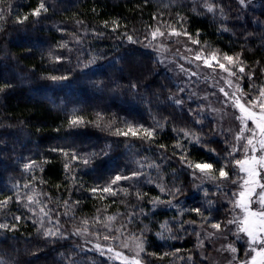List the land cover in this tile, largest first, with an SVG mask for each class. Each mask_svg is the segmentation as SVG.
Masks as SVG:
<instances>
[{
  "label": "trees",
  "instance_id": "16d2710c",
  "mask_svg": "<svg viewBox=\"0 0 264 264\" xmlns=\"http://www.w3.org/2000/svg\"><path fill=\"white\" fill-rule=\"evenodd\" d=\"M157 29L238 58L264 89V0H0L2 264H117L73 229L140 240L145 264H208L199 228L231 209L194 165L235 179V158L146 46Z\"/></svg>",
  "mask_w": 264,
  "mask_h": 264
},
{
  "label": "rangeland",
  "instance_id": "374dc122",
  "mask_svg": "<svg viewBox=\"0 0 264 264\" xmlns=\"http://www.w3.org/2000/svg\"><path fill=\"white\" fill-rule=\"evenodd\" d=\"M236 1L241 9L247 12L249 5H253L255 0H245L243 5L240 0ZM159 33L160 31L156 32L155 38L152 34L149 38L150 43H146V46L150 44V50L154 51L165 71L169 72L181 87L182 96L196 104L201 109V115L214 122L216 137L230 148L235 158L237 173L235 179L229 175L227 178H221L219 174H213L212 169L206 172L198 170L196 176V184L199 188L208 186L216 189L217 198L228 203L231 209L225 228H199L203 251H208V264H244L245 261L252 264L253 257H255V264H264V255H257L261 245H250L251 237L240 230L247 226L256 232L258 239H264V231H258V218L249 216L243 207L237 206L238 203L248 204V196L251 195V210L256 211L260 208V205L256 203L257 195L253 193L258 194L262 191L259 185L264 184V167L252 158L264 156L260 145V141L264 140V134L260 133L253 120L262 122L264 108L261 105H264V95H262L264 89L253 84L250 73L238 58L231 56L233 60L229 62L224 58L227 55L219 50L211 49L199 42L194 43L197 40L182 33L170 35V33L162 32L163 36ZM197 55L201 59H196ZM205 59L210 61L211 66L205 64ZM220 64L224 67L221 68ZM241 67L244 69L243 72L239 71ZM240 104L244 105V111L240 110ZM250 113L253 114L252 118H249ZM249 139L252 140L255 151L248 145ZM236 160H248V163L243 165L246 170H241ZM25 169L28 172L31 171L28 166H25ZM251 171L259 172V175H250ZM245 181L248 183L246 184ZM242 191L246 193L243 200L239 195ZM36 196L37 193H30L28 196L30 197L28 202L33 207L35 205L32 198ZM246 217L248 225L242 224ZM229 221L234 222L229 223ZM65 234L66 238L69 237L84 250L94 251L114 263L132 264L133 260H139L140 264H145L142 259L143 250H141L143 245L140 240L110 235L109 237L116 238L106 240L104 234L100 237L92 231L77 229L69 230ZM250 247H255L256 251L249 254ZM109 248L112 251H108ZM102 251L103 254H101ZM117 253L122 255L118 256ZM0 264H2L1 261Z\"/></svg>",
  "mask_w": 264,
  "mask_h": 264
},
{
  "label": "snow or ice",
  "instance_id": "6c2138e0",
  "mask_svg": "<svg viewBox=\"0 0 264 264\" xmlns=\"http://www.w3.org/2000/svg\"><path fill=\"white\" fill-rule=\"evenodd\" d=\"M240 3L243 5L245 3V0H240ZM43 8H44V4L41 3L39 8L36 9L32 14L38 16L40 14V9H43ZM208 10L212 11L213 9L211 7H209ZM25 19H26V17H25ZM156 32H159V29H157ZM156 32L153 33V38H155ZM159 34L161 36L164 35V33H162V32H160ZM183 34L187 35V33H183ZM170 35H181V33L173 31L172 33H170ZM129 39L131 40L130 37H129ZM194 43H198V41H194ZM224 58L226 60H228L229 62H231L233 60V58L231 56H225ZM196 59H201V57L199 55H197ZM204 62L208 66H211L210 61L208 59H205ZM219 66L221 68L224 67L223 64H220ZM239 71L243 72L244 71L243 67H241L239 69ZM51 79L53 81H56V80L67 79V77H56V76H53V77H51ZM221 91H223V89H221ZM225 95H227V93H225ZM262 95H264V93H262ZM177 103H179V101H177ZM248 103H252V101H248ZM239 107H240L241 111L245 110V107H244L243 104H240ZM261 107L264 108V105H261ZM252 116H253V114L250 113L249 114V118H252ZM261 121L262 122H257L255 120H253V123L256 124V127L259 129L260 133L264 134V115L261 116ZM71 123H72V125H76V124L80 123V121L73 120V121H71ZM249 130L251 131V129H249ZM143 131H144V133H145L147 138H151L152 137V135H153V131L152 130L144 129ZM122 134L127 135V133H122ZM132 134L136 135V133L134 131L132 132ZM185 135H188V133H185ZM253 135H255V132H253ZM238 139H239V137H238ZM196 142L199 143V139L198 138H197ZM248 145L253 147V151L256 150L255 146L252 145V140L251 139L248 140ZM260 145H261V150L264 151V140L260 141ZM242 147L246 148L247 146H242ZM238 151H239V149H238ZM65 155H67V153H65ZM230 155H231V153H230ZM72 158L73 159H80L76 154H73ZM252 159H253V161L259 163L261 165V167H264V156H261V157H258V158L257 157H253ZM83 163L86 164V165L90 164L91 160L90 159H84ZM245 163H248V160H236V164L241 166V170H246V169L243 168V165ZM194 167H195V169L199 170L200 172H206L208 170H211L213 168V165L211 163L202 162V163H196L194 165ZM249 174L250 175H259V172L251 171ZM132 175L133 176H137L138 173L134 172ZM219 175H220L221 178H227L228 173L225 172L224 168L222 167V168L219 169ZM130 178L131 177H122L120 175H117L112 180V184H115L117 181H120L122 179H130ZM235 182L236 181H234V183ZM245 183L247 184L248 181H245ZM259 186L262 189V191L260 193H258V194L253 193V194L257 195L256 203H258L260 205V208L258 210L252 211L251 208H250V205L252 203L251 195L248 196V201H249L248 204L238 203L237 206L238 207H243L248 212L249 216L258 218V221H259V229H258V231H264V184H261ZM96 190L97 189H95V188L92 189V191H96ZM101 190L103 192H105V193L115 194L114 190L111 188L110 185L103 187ZM239 195H240V197L243 200V198L246 196V193L242 191V192L239 193ZM196 211H199V209H196ZM233 222L234 221H229V223H233ZM242 224L248 225L247 217L242 221ZM4 227H6V226L5 225H0V228H4ZM212 227L219 229L220 225L219 224H213ZM240 230L251 237L250 245H254V244H260L261 245V250L257 253V255H264V239H258L256 232H254L253 230H251L247 226L242 227ZM109 238L115 239L116 237H109L107 235L104 237V239H106V240L109 239ZM125 247H127V245H125ZM141 250H143V249H141ZM108 251H112V249L109 248ZM233 251H235V249H233ZM253 251H256V248L255 247H250L249 254L251 252H253ZM101 254H103V251L101 252ZM117 255L119 256V255H122V254L121 253H117ZM132 264H140V262H139V260H133ZM244 264H248V261H245ZM252 264H255V257L252 258Z\"/></svg>",
  "mask_w": 264,
  "mask_h": 264
}]
</instances>
